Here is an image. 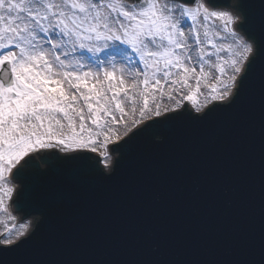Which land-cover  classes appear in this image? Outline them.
<instances>
[{
  "label": "snow or ice",
  "instance_id": "snow-or-ice-1",
  "mask_svg": "<svg viewBox=\"0 0 264 264\" xmlns=\"http://www.w3.org/2000/svg\"><path fill=\"white\" fill-rule=\"evenodd\" d=\"M219 111L241 138L258 122L264 213V0H0V212L13 170L51 150L99 148L111 176L110 144L167 143L173 127L191 139ZM10 219L0 255L30 238Z\"/></svg>",
  "mask_w": 264,
  "mask_h": 264
},
{
  "label": "water",
  "instance_id": "water-1",
  "mask_svg": "<svg viewBox=\"0 0 264 264\" xmlns=\"http://www.w3.org/2000/svg\"><path fill=\"white\" fill-rule=\"evenodd\" d=\"M166 135L130 141L111 176L99 154L51 150V163L18 176V210L41 218L0 264H262L258 122L241 138L219 111L191 139Z\"/></svg>",
  "mask_w": 264,
  "mask_h": 264
},
{
  "label": "bare ground",
  "instance_id": "bare-ground-1",
  "mask_svg": "<svg viewBox=\"0 0 264 264\" xmlns=\"http://www.w3.org/2000/svg\"><path fill=\"white\" fill-rule=\"evenodd\" d=\"M187 30V29H186ZM186 103V102H185ZM111 146H112V144H110L109 145V148H108V151L110 152V150H111ZM60 152V151H59ZM91 152V151H90ZM100 153V149L98 148L97 149V152H91V154L92 155H96V154H99ZM111 153V152H110ZM61 154H66V153H64V152H60V155ZM112 154V153H111ZM112 158H113V160H114V158H115V155L113 154L112 155ZM101 160H102V157H101ZM103 166V165H102ZM14 171H16L15 169L13 170V173H14ZM13 177H14V174L12 175V177H11V183H12V185H14L15 186V191H14V193H13V195H12V198H11V200H7V202L10 204V206H11V202H13L12 200L14 199V197H15V194H16V190L19 188V183L16 181V180H13ZM11 216H15L16 217V221H15V223L16 224H19V223H21L20 222V218L22 219V215L21 214H17V213H15V212H10L9 211V214L7 215V216H4V215H1L0 214V230H2V229H5L6 227H11L12 226V224H13V221H11V219H10V217ZM5 218V219H4ZM35 218H33L32 220H29V221H31V229H30V233H31V231L33 230V227L36 225L35 224Z\"/></svg>",
  "mask_w": 264,
  "mask_h": 264
},
{
  "label": "rangeland",
  "instance_id": "rangeland-1",
  "mask_svg": "<svg viewBox=\"0 0 264 264\" xmlns=\"http://www.w3.org/2000/svg\"><path fill=\"white\" fill-rule=\"evenodd\" d=\"M129 83H131L130 81H129ZM85 108H86V106H85ZM6 206H7V208H8V211H9V207H8V203H7V199H6ZM0 212V214L1 215H4V216H7L8 214H9V212ZM5 219V218H4ZM1 227V226H0Z\"/></svg>",
  "mask_w": 264,
  "mask_h": 264
}]
</instances>
